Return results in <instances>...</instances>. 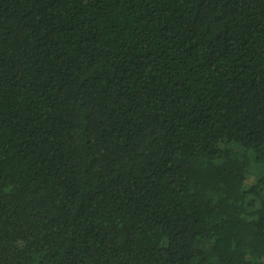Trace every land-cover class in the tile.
I'll return each instance as SVG.
<instances>
[{"label": "trees", "instance_id": "obj_1", "mask_svg": "<svg viewBox=\"0 0 264 264\" xmlns=\"http://www.w3.org/2000/svg\"><path fill=\"white\" fill-rule=\"evenodd\" d=\"M263 188L264 0H0V264H264Z\"/></svg>", "mask_w": 264, "mask_h": 264}, {"label": "rangeland", "instance_id": "obj_2", "mask_svg": "<svg viewBox=\"0 0 264 264\" xmlns=\"http://www.w3.org/2000/svg\"><path fill=\"white\" fill-rule=\"evenodd\" d=\"M262 173L260 171H257L256 169H253V171L248 175L246 183L248 185L256 182V180L258 179V177H261ZM263 192H264V188H263Z\"/></svg>", "mask_w": 264, "mask_h": 264}]
</instances>
